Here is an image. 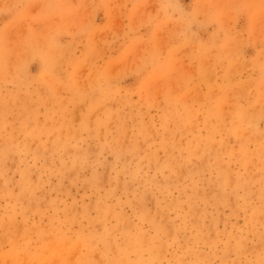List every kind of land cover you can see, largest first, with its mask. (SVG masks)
<instances>
[{
	"label": "rangeland",
	"instance_id": "rangeland-1",
	"mask_svg": "<svg viewBox=\"0 0 264 264\" xmlns=\"http://www.w3.org/2000/svg\"><path fill=\"white\" fill-rule=\"evenodd\" d=\"M0 264H264V0H0Z\"/></svg>",
	"mask_w": 264,
	"mask_h": 264
}]
</instances>
